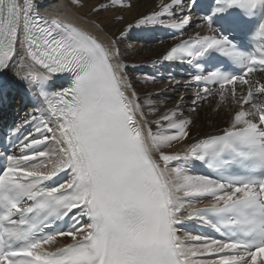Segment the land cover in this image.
Segmentation results:
<instances>
[{
    "label": "snow or ice",
    "instance_id": "1",
    "mask_svg": "<svg viewBox=\"0 0 264 264\" xmlns=\"http://www.w3.org/2000/svg\"><path fill=\"white\" fill-rule=\"evenodd\" d=\"M70 4L84 6L82 0ZM125 6L126 0H106L91 11ZM208 7L211 15L203 20L213 34L198 33L172 47L162 61L192 66V79L204 85L205 95L212 92L208 85H218L221 99L231 93L239 107L218 134L197 139L181 154L163 149L191 139L192 121L177 120L175 111L149 121L123 71L128 65L113 62L118 49L106 48L74 24L42 16L37 0H0V70H26L21 79L36 100L23 122L35 127L21 138L23 129L14 124L9 129L13 151L8 146L0 151V264L264 260V83L254 89L249 75L264 73V46L243 54L211 20L226 7L250 11L264 7V0L212 5L171 0L126 27L160 24L182 32L194 10ZM125 35L122 30L121 38ZM256 35L264 41V21ZM212 51L241 71L205 70L200 61ZM196 167L207 174H191ZM61 174L67 179L57 182ZM204 200L203 207H195ZM192 228L200 232L191 234ZM57 237L72 242L45 251L43 246Z\"/></svg>",
    "mask_w": 264,
    "mask_h": 264
},
{
    "label": "bare ground",
    "instance_id": "2",
    "mask_svg": "<svg viewBox=\"0 0 264 264\" xmlns=\"http://www.w3.org/2000/svg\"><path fill=\"white\" fill-rule=\"evenodd\" d=\"M82 2L83 7L74 8L70 4V0H37V7L39 12L47 18L60 19L74 24L78 28L89 32L106 48L113 51L119 50V55L114 58L113 62L121 66L128 65L123 71L130 77L132 87L139 96L138 102L143 106V111L149 121H154L172 111L178 113L177 120L189 119L192 121L189 126L191 139L174 141L171 147L163 149L164 152H180L183 154L188 146L197 139L209 134H218L224 126L226 127L230 111L239 107L230 93L223 102L225 104H222V100L220 101L214 95L211 96V99L202 98V96L196 98L198 90L188 88L182 78L168 75L166 64L161 62L159 58L172 41H160L157 38L158 33L167 30L168 27L155 24L143 26L142 29L127 30V24H135L137 17L159 11L162 4L170 3L171 0H126L125 7L109 8L99 14L93 13L91 9L95 5L105 3L106 0H82ZM174 12L176 14L175 22L179 23L180 9L175 8ZM117 15L122 16L123 19H115L114 17ZM165 19L167 23L173 22L171 19ZM191 26L190 29L195 32L200 29L196 24ZM122 30L126 33L123 38L120 36ZM205 30L203 29L202 32ZM26 74V70H21L19 66L0 70V87L4 89V94L0 97V119L5 115L7 119H13L15 125H20L23 130L27 129L28 135L35 126H27L23 122L24 118L34 111L36 100L21 79ZM259 84L254 85V88L259 87ZM126 94L130 95L131 89H126ZM15 95H18L17 99H15ZM175 98H178V100ZM201 103L205 107L207 105L212 106L209 109L210 111H207L204 107L200 108ZM244 107L248 108L247 105ZM212 112H217V118L214 117ZM226 116L227 122L214 121L215 124H222V126L214 128L213 119L223 120V117ZM162 123L166 124L167 122L162 121ZM149 126L154 132L157 131L155 123H151ZM154 156L158 158V154H154ZM191 174L201 175L194 169H192ZM207 202V200L201 201L195 204V207L203 206ZM198 232H200V229L192 228L191 234H197ZM185 234L187 233H181V235ZM71 242L70 237H57L56 241L43 247L45 251H53L57 247H62ZM258 264H260L259 260Z\"/></svg>",
    "mask_w": 264,
    "mask_h": 264
},
{
    "label": "rangeland",
    "instance_id": "3",
    "mask_svg": "<svg viewBox=\"0 0 264 264\" xmlns=\"http://www.w3.org/2000/svg\"><path fill=\"white\" fill-rule=\"evenodd\" d=\"M145 74L147 75L148 73H145ZM15 97H16L15 99H17V98H18V95H15ZM216 97H217V96H216ZM211 98H212V97H210V99H211ZM217 98H218V97H217ZM175 99L178 100V98H175ZM207 99H208V98H207ZM220 101H221V100H220ZM221 102H222V104H225V103H223V102H224L223 99H222ZM196 107H198V106H196ZM199 107H200V108H203V107H204L207 111H210L209 109H210V107H212V106L209 107V106L207 105V106L205 107V105H203V103H201ZM202 110H203V109H202ZM212 113L214 114V117H216L217 112H215V113L212 112ZM201 116H202V113H201ZM216 118H217V117H216ZM223 118H224L223 120H218L219 118H218L217 120H214V119H213V122H214V121H215V122H216V121H217V122L220 121V122H222V123H225V122L228 121V120H227V116H226V117H223ZM226 120H227V121H226ZM215 122H214V124H215ZM220 126H222V124H215L214 128H218V127H220ZM224 127H225V126H224Z\"/></svg>",
    "mask_w": 264,
    "mask_h": 264
}]
</instances>
